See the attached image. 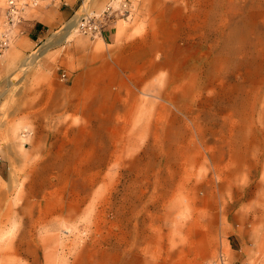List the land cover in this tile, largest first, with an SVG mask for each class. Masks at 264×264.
Instances as JSON below:
<instances>
[{
	"label": "rangeland",
	"instance_id": "374dc122",
	"mask_svg": "<svg viewBox=\"0 0 264 264\" xmlns=\"http://www.w3.org/2000/svg\"><path fill=\"white\" fill-rule=\"evenodd\" d=\"M80 5L0 56V264H264V0Z\"/></svg>",
	"mask_w": 264,
	"mask_h": 264
},
{
	"label": "crops",
	"instance_id": "0c3cea01",
	"mask_svg": "<svg viewBox=\"0 0 264 264\" xmlns=\"http://www.w3.org/2000/svg\"><path fill=\"white\" fill-rule=\"evenodd\" d=\"M82 1L83 0H42L36 6L25 9L22 13L23 20L16 30L20 33L18 40L24 41L26 47H15L13 50H8L7 53L28 55L32 50H38L44 37L49 32L58 28L60 23L70 20L75 14L76 9L81 7L80 4ZM4 9L0 11V15H3V17ZM115 24L116 23L113 22L108 25L106 31L103 33L104 36L111 33V29L115 28ZM107 29H109L108 32ZM177 51L178 50H176L175 54H177ZM173 60H175L174 56H166L161 66L165 67L172 65L171 62H173Z\"/></svg>",
	"mask_w": 264,
	"mask_h": 264
},
{
	"label": "built area",
	"instance_id": "2783aa9c",
	"mask_svg": "<svg viewBox=\"0 0 264 264\" xmlns=\"http://www.w3.org/2000/svg\"><path fill=\"white\" fill-rule=\"evenodd\" d=\"M42 0H6L4 9V22L0 28V56L9 47L12 33L16 30L22 20V13L27 8L36 6ZM113 10L107 6L99 14H88L82 12L76 20L77 30L90 38L102 36L104 27L110 20ZM210 264H227L222 254H219Z\"/></svg>",
	"mask_w": 264,
	"mask_h": 264
},
{
	"label": "bare ground",
	"instance_id": "6f19581e",
	"mask_svg": "<svg viewBox=\"0 0 264 264\" xmlns=\"http://www.w3.org/2000/svg\"><path fill=\"white\" fill-rule=\"evenodd\" d=\"M82 11H83V10H82ZM84 11H85V10H84ZM77 15H78V14H77ZM77 17H78V16H77ZM76 20H77V19H76ZM76 20H75V21H76ZM72 21H73V22H72ZM70 22L73 23V25L75 24V23H74V19L71 20ZM71 23H68V25H67L68 29H71V27H72V24H71ZM179 52H180V51L178 50L177 53H179ZM34 57H36V56H34ZM34 57H33V60L36 59V58H34ZM31 58H32V57H31ZM223 59H224V58H223ZM219 63H222V62H219ZM29 66H30V65H29ZM18 71H19V70H18ZM143 93H144V92H143Z\"/></svg>",
	"mask_w": 264,
	"mask_h": 264
}]
</instances>
